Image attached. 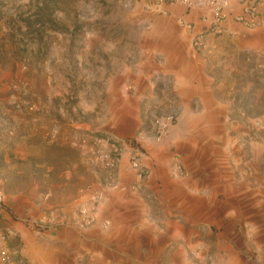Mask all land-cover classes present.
I'll return each instance as SVG.
<instances>
[{
  "label": "rangeland",
  "instance_id": "obj_1",
  "mask_svg": "<svg viewBox=\"0 0 264 264\" xmlns=\"http://www.w3.org/2000/svg\"><path fill=\"white\" fill-rule=\"evenodd\" d=\"M41 1L0 0V234L11 252L0 264H40L60 238L49 230L85 206L99 212L97 189L122 159L121 177L134 173V149L152 163L131 197L142 234L121 235V264H264V23L221 33L148 0H59L38 33ZM171 113L165 143L147 144L154 118ZM96 233L88 241L109 244Z\"/></svg>",
  "mask_w": 264,
  "mask_h": 264
},
{
  "label": "crops",
  "instance_id": "obj_2",
  "mask_svg": "<svg viewBox=\"0 0 264 264\" xmlns=\"http://www.w3.org/2000/svg\"><path fill=\"white\" fill-rule=\"evenodd\" d=\"M151 4H154L153 7L160 8L162 13L165 15H170L175 19H186L194 21L196 24H199L200 12L198 11H188L176 4H160V0H148ZM159 3V4H158ZM259 10L264 11V5L259 7ZM242 13V7L235 5L226 21L221 27V33H235L239 30L247 31V28L237 22L235 19L237 15ZM262 23L254 28H259ZM181 40V41H179ZM169 41L174 43L188 42V39L182 38H172ZM176 51V50H175ZM179 51V50H177ZM126 160H121V164L118 168V178L115 182L107 184L105 186L101 185L97 191L102 190L105 193V200L102 202L98 213H91V218L93 222H96L94 226L92 224H87V219L81 215L75 221L72 217H69V223L64 227L59 229L49 230L48 232H58L57 235L60 237L57 240V243L49 245L46 243L43 246V250L40 254V264H43L44 261L49 260L51 256L53 259L58 260L61 264H76L78 262V257L84 255L87 256V260L95 261H104L107 264H121L122 261H126L127 258L125 254L121 251V235H132V232H136L134 235L141 236L142 232H139L135 229L134 221L131 219L133 212H131L132 206L131 203L134 202L131 199L132 195L137 192L136 186L140 182L137 173L133 170L134 173H130L129 176L122 178L121 169L125 168ZM146 164L150 165L152 161L149 157L145 159ZM153 175L147 180L144 179L142 185H150V182L153 181ZM136 192H135V191ZM138 193V192H137ZM136 193V194H137ZM87 195V194H86ZM64 218V217H63ZM47 232V231H45ZM98 232H104L106 234L107 243L109 244H94L92 241H88L86 238L90 234ZM96 233V234H97ZM139 233V234H138ZM98 236V234H97ZM105 236L102 239H105ZM85 238V241L81 238ZM139 253L138 248L135 249L134 254ZM136 263L137 258L132 257V260Z\"/></svg>",
  "mask_w": 264,
  "mask_h": 264
},
{
  "label": "built area",
  "instance_id": "obj_3",
  "mask_svg": "<svg viewBox=\"0 0 264 264\" xmlns=\"http://www.w3.org/2000/svg\"><path fill=\"white\" fill-rule=\"evenodd\" d=\"M163 4H176L184 7L187 11L200 12V20L207 22L210 26L220 29L226 21L228 14L235 5L242 7V13L237 15L236 21L247 28H254L264 21V11H260L259 7L264 5V0H160ZM176 125V115L166 114L156 116L153 121V127L150 132L142 134V139L150 145L162 146L172 129ZM105 159L109 166L116 167L120 162V154L118 148L113 145ZM146 156L138 150H131L129 162L130 167L138 174L140 178H144L148 174V168L144 165ZM105 193L98 191L94 196L95 203L104 200ZM92 208L85 206L82 208V215L87 219V224H92L91 218ZM8 237L6 234H0V259L10 260L11 252L7 245Z\"/></svg>",
  "mask_w": 264,
  "mask_h": 264
},
{
  "label": "trees",
  "instance_id": "obj_4",
  "mask_svg": "<svg viewBox=\"0 0 264 264\" xmlns=\"http://www.w3.org/2000/svg\"><path fill=\"white\" fill-rule=\"evenodd\" d=\"M59 0H42L41 4L37 6L36 10L31 14V27L40 33L44 30L47 23H55L54 14Z\"/></svg>",
  "mask_w": 264,
  "mask_h": 264
},
{
  "label": "bare ground",
  "instance_id": "obj_5",
  "mask_svg": "<svg viewBox=\"0 0 264 264\" xmlns=\"http://www.w3.org/2000/svg\"><path fill=\"white\" fill-rule=\"evenodd\" d=\"M87 128H88V126H87Z\"/></svg>",
  "mask_w": 264,
  "mask_h": 264
}]
</instances>
